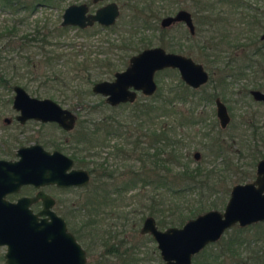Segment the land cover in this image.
<instances>
[{"label":"rangeland","instance_id":"1","mask_svg":"<svg viewBox=\"0 0 264 264\" xmlns=\"http://www.w3.org/2000/svg\"><path fill=\"white\" fill-rule=\"evenodd\" d=\"M37 1L22 0L25 5L31 6L18 9H15L13 5L2 4L0 1V75L6 80V84L11 81L10 85L21 86L30 96L50 98L60 106L74 112L77 124L74 133L68 137V141L72 139V147L77 149L84 147L85 141L80 136L82 134L85 137L89 135L92 124L105 117L115 118V120L121 121L123 125H129L132 131L135 130L140 135H143V130L148 129L147 136L141 139L142 144H140L142 151H146L148 154L160 149V146L156 143H150L153 137L149 135L150 132L148 131L154 130L158 136L157 131L160 128H164L168 133L169 127H172L173 130L169 131L170 134L167 135H171L173 137L171 139H175L177 144L172 145L169 150L174 149V154L178 155L181 164L180 166L170 165V169H173L171 172L177 174L180 171L178 169H181V166L185 164L189 168L200 166L205 171L213 170V175L210 177L212 178L211 181L214 180L217 183V186L215 191L203 200L205 207L211 201L217 205L214 209L222 211L230 186L235 183L253 180L257 159L254 160L252 154L256 153L255 149L258 147L261 154L264 155V143L260 140V135H264V104L253 101L248 94L250 89H259L258 81L262 74L259 65L252 66L251 69L245 71V76L238 79L233 77L224 78L222 73L213 76V68L210 67L204 53L189 47L192 43H195L198 36H195L194 41H189L187 37H184L183 27L175 26L166 31L164 37H169L170 42L174 44V50H180L176 46L179 43L178 47H181V53L188 54L193 60L205 67L210 78L199 89L198 94L207 96L206 98L199 99L197 95H188L186 100L172 102L171 106L174 107L176 114L170 112L166 116L165 113H160L158 108L160 104L157 99L152 101V98H147L139 93L132 104L111 107L104 103L103 97L90 91L93 82L111 80L115 71H120L126 66L128 57L135 53L134 48L129 49L126 47L130 44V39L138 48L140 46L137 40L141 36L151 40V46L157 45L160 38L159 19L163 15L173 14L180 8L193 13L195 6L192 0H179L180 2L177 4L171 3L176 0H152L154 6H151V8L156 11L159 10V14L157 13L155 18L148 20L150 25H148V28L139 29L135 33L129 26L133 24L137 27L142 26L147 21V17L144 12H141L137 20H131L129 19V11L133 4L136 7H141L143 5L141 1L110 0L116 2L119 8V14L114 24L109 27L93 25L85 29L72 26L62 27L59 23L63 9L66 6L81 2L89 3L90 0H51L49 4L42 2L43 0H39V3ZM212 1H217L216 4L220 2L219 0ZM252 2L264 9V0ZM102 3L92 5L89 11ZM216 6H221L226 10L224 3ZM225 26L227 27V24ZM58 27L65 29L57 31ZM237 27L241 28L245 25H238ZM209 32L211 30H206L201 35H211ZM214 36H219V32ZM248 42L249 40L246 38L239 40V43ZM45 55L51 57V59L46 60ZM171 70L164 69L154 74L157 89L164 95L168 87L178 83L177 72ZM216 79H223L226 85L214 87V85H217ZM262 85L263 89L259 90L264 92V84ZM33 92H36V94ZM214 93L218 94L227 107L229 114V122L223 129L219 128L214 116V99L213 97L210 98V95ZM12 95V90H8L6 86L0 83V96L10 97ZM147 101L156 103V110L150 111L148 115L139 113L140 116H131L136 113V111L131 110L132 108H138L140 104ZM177 111L183 114L178 115ZM134 124H140V127L135 128L136 126L133 127ZM28 127L36 131L39 143L47 140L57 141L60 137L59 132L49 125L35 128L31 124ZM88 129H90L89 132ZM99 132L94 137V143L99 144L85 149L87 154H85L84 160L88 162L87 168L103 161L113 169L115 168L116 173H123V171L130 168L129 173L126 171L124 175L121 174L115 178V184L119 182L121 184L133 176L136 177V173H139V178L144 180L154 179L158 173L164 176L162 169L158 172L150 168L151 160L149 162L134 161L133 158L137 157L140 150L133 153L132 146L126 144L124 139L128 132H125L123 136H107L102 131ZM215 140L221 145V150L216 154L214 152V155L209 151V144L215 143ZM68 141L63 145L64 152L66 147L68 148L66 152L73 151L70 150ZM112 144H115V146L119 144L122 150H113ZM148 144L154 148L152 152L149 150ZM195 152L199 154V159L193 158L192 155ZM128 157H131V159ZM160 157H166L165 153L163 152ZM176 174L169 176L174 184L179 183V181L172 178ZM222 181H225V183H221ZM102 183L107 184L109 180L105 179L104 176L97 183L95 175L91 174L87 187L72 189L70 193L66 194V198H69L78 208L81 205L86 209L87 207L90 208L89 200L96 202V200H99L96 195H102L101 192L103 191L94 192L102 187ZM138 184L132 188L131 186H127L128 188L123 187L124 189L120 193L115 194V203L112 207L106 206L99 209L100 214L94 216L93 220L96 217L95 223L98 225V229H101V232H94L92 227L83 229L89 231L91 235L90 238L79 240V242H82L81 246L86 249V264H125L127 260L134 261L136 264L162 263L155 242L149 235L139 234L138 232L143 218L148 213V194L152 193L151 185L141 187ZM226 184H228L227 194L222 195L220 191L224 189ZM154 191L157 193L156 199L160 194V200L163 201L161 208L153 207L154 216H151L154 217V220L157 221L161 218L164 221H171V226H181L187 220L188 201L192 200L193 193L177 198L172 193L165 192L161 186L155 187ZM205 195L207 194H204V197ZM110 196L111 198L114 197V193H111ZM60 197L63 198L64 195H60ZM169 207L174 211V214L170 217H168L171 211L168 210ZM159 209L160 211H158ZM84 213H79L72 218L69 217L68 220L75 222L76 225L82 224L87 218ZM141 216L142 219L138 221L137 225H133V221ZM123 217H128V221H124ZM180 222L182 223L180 224ZM166 224L159 229L169 226ZM112 233L115 234L113 239L110 237ZM93 236H98V238L95 240ZM102 239H105L106 243H102ZM113 246L120 251L124 250L123 255L115 257L114 253L108 251ZM4 249V247H0V264H4L2 257Z\"/></svg>","mask_w":264,"mask_h":264},{"label":"water","instance_id":"2","mask_svg":"<svg viewBox=\"0 0 264 264\" xmlns=\"http://www.w3.org/2000/svg\"><path fill=\"white\" fill-rule=\"evenodd\" d=\"M96 2L98 0H92ZM85 3L70 4L63 9L60 26L83 29L94 22L102 26L113 24L118 14L117 6L108 2L88 13ZM173 21H184L192 30L189 13L178 10L173 16L160 20L161 26ZM264 37V34L262 35ZM163 68L176 69L185 85L197 88L208 77L199 63L190 58L151 47L132 55L127 66L113 74L111 81L101 80L92 84L90 90L104 98L109 106L132 102L136 91L151 95L156 84L153 75ZM13 105L22 117L40 121H55L65 130L73 125L74 115L48 98L30 97L21 87L14 86ZM255 100L264 101V93L251 90ZM219 126L229 121L224 104L214 101ZM19 158L12 162H0V246H4L5 264H85V252L75 238L66 230L65 221L52 212L51 198L37 192L31 198L8 202L4 195L17 190L22 184L41 187L83 186L89 176L83 169L71 168V160L60 152H47L38 146L17 152ZM38 155L37 157H35ZM198 153H193L196 159ZM69 169V171H67ZM41 200L44 216L33 215L28 209L31 201ZM264 221V157L255 164L252 181L230 186L222 211L208 209L187 219L181 226L159 229L152 216H145L139 234H147L155 242L161 264H191L192 257L206 245L219 240L225 230L236 225L240 228Z\"/></svg>","mask_w":264,"mask_h":264},{"label":"flooded vegetation","instance_id":"3","mask_svg":"<svg viewBox=\"0 0 264 264\" xmlns=\"http://www.w3.org/2000/svg\"><path fill=\"white\" fill-rule=\"evenodd\" d=\"M0 1L2 4H5V5H8L6 3L11 2L10 5H13V7L15 6V9H18L20 7H26V8L28 7L29 8L31 6V5L30 6L25 5L22 2V0H0ZM38 1H37V3H39ZM50 1L51 0H43L42 2L49 4ZM137 1L138 2L141 1L143 3V5H141V7L140 6L136 7L133 4L132 7H130L129 19L137 20L139 13L144 12L146 14V17H147V21H146L147 23L145 22L144 25L138 26V27L135 26L134 24L129 26L134 33L136 31H138L139 29L148 28V25H149L148 20L155 18L157 13L159 14V10L156 11V10L151 8V6H154L152 0H137ZM219 1L220 2L218 4L224 3V7H226V10L223 9V7H221V6H216V5H218V4H216L217 1H212V0H192L193 4L195 6L193 13H190L189 11H187L186 9H183V8L178 9V10H185L189 13V18H190L191 27H192L191 31H190L189 27L185 24L184 21H173V22H170L168 25L161 26L160 20L166 16H173L178 11V10H176L173 14L163 15L159 19V22H158V26H159L158 28L159 29L158 30H159L160 38L158 39L159 41H158L157 45L151 46V44H150L151 40H148L144 36L143 37L141 36V37H138V40H137L138 44L140 46L139 48L135 47V44L131 39L129 42L130 44L128 46L126 45V47L129 49L134 48L133 50H135V53L132 55H135L138 52H140L141 50L146 49V48L160 47L165 52L179 54V55L190 58L195 63H198L197 61L193 60L188 54L181 53L182 52V51H180L181 47H178L179 46L178 42H177L178 44L176 46H177V49L180 48V50H179L180 52L178 50H174V48H175L174 44H172L170 42L169 37H164L166 34V31H169L172 27L181 26V27H183V29L185 31L184 37H187L189 39V41H194L195 36L196 35L198 36V39L197 40L195 39V43L194 44L192 43V45H190L189 47L197 49V50L202 51L204 53V56H206V58L210 64V67L213 68V70H212L213 76L216 75L217 73H222L224 78L233 77L234 79H238V78H242L243 76L246 75L245 74L246 70L251 69L252 66L259 65L261 67L260 69L262 70V74H261L260 79L258 81V88L263 89L262 84H264V80H263L264 37L262 35L264 34V9H262L258 5H255L252 2L255 0H219ZM102 2H104V3H102ZM108 2H113L116 4V2L110 1V0H98L96 2H93L92 0H90L89 3L88 2L87 3L81 2V3H85L87 5V8H88L87 12L88 13H93V11L96 8L103 6ZM179 2H180L179 0H176V1H172L171 3L177 4ZM98 3H102V4L97 6V7H94V9L92 11H89V8L92 7V5H94V4L96 5ZM116 6H117L118 14H119L118 5L116 4ZM118 14L115 17L114 22L116 21ZM114 22H113V24H114ZM231 22H234V23H231ZM225 24H227V27L225 26ZM93 25H99V24L94 22L91 26H93ZM238 25H242V26L245 25V27L239 28V27H237ZM91 26H87L85 28H88ZM99 26L109 27V26H102V25H99ZM62 27H65V26H62ZM85 28H83V29H85ZM236 28H238V29H236ZM220 29H222L223 31L222 30L219 31ZM206 30H211V32H209V34H211V35H208V36H204L207 34L201 35L202 32H204ZM254 31H256V32H254ZM218 32H219V36H214V35L218 34ZM242 38L248 39L249 42L248 43H239V40ZM224 42H225V44H224ZM221 45H224V46H221ZM119 48H121V47H119ZM173 51H176V52H173ZM132 55H130L128 57V60ZM128 60H127V64H128ZM127 64H126V66H127ZM200 65L206 71L205 67L202 64H200ZM124 68L122 70H124ZM164 69L171 70L172 68H163L161 70H164ZM122 70H120V71H122ZM161 70H158V71H161ZM172 70H175L177 72L176 69H172ZM120 71H115V72H120ZM206 73H207V77H208L207 81L204 84L198 86L197 88H191V87L185 85L184 82L179 78V75H178L177 81H178V83H181L183 86H186L189 90H194V91L198 90L199 91V89L201 87H203L209 81L210 76H209L207 71H206ZM113 74H112V79H113ZM153 79H154V75H153ZM111 80H108V81H111ZM216 80H217V85H214V87H218L219 85L222 86L223 84L226 85L224 83L223 79L222 80L216 79ZM95 82H98V81H95ZM95 82H93V83H95ZM154 82H155V80H154ZM155 84H156V82H155ZM14 86H19V85L13 84V85H10L9 88L6 87L8 90L9 89L12 90V92H13L12 96H10V97L0 96V162L16 161L19 158V156L17 154L18 151H20L22 149H29V148H33L35 146H38L47 152H53V151L60 152L66 158L71 160V164H72L71 168L73 167L75 169L85 170L86 173L88 174L89 180H90L92 173L89 172V169L87 168L88 162H86L84 160V156H85V154H87V153H85V150H84L86 144L84 147H79L77 149V148L72 147V139H69V141H68V137L74 133L75 127L77 124V120H76V116H75L74 112H72L71 110H69L65 107L60 106L56 102L60 107L69 110L74 115L73 125L69 130H65L64 128L59 126L55 121H40V120L34 119V118H24V117H22L20 110L17 109L13 105V103H14L13 87ZM19 87H21V86H19ZM156 89H157V84H156ZM156 89L153 93L156 92ZM259 89H255V88L250 89L248 91V94L252 98L253 101L260 102V103L264 104V101L255 100L250 94L251 90H258V91L262 92ZM138 93L141 94L139 91H136V96ZM153 93L149 96H145L143 94H141V95L148 98V97H151L153 95ZM262 93H264V92H262ZM95 95H98V94H95ZM30 97H34L37 99H43V98H38L37 96H30ZM48 99H50V98H48ZM135 99H136V97H135ZM135 99L132 102L119 103V104H117L115 106H111V107H118L119 105L121 106V105H125V104H132L135 101ZM213 99H214V101L216 99L221 101L218 94H216V93L213 94ZM50 100H52V99H50ZM103 100H104V98H103ZM104 103H105V101H104ZM224 106H225V104H224ZM225 108H226L227 115L229 117L227 107L225 106ZM214 116H215L217 123H218V119L216 117L215 105H214ZM31 124H33L35 128H38L39 126L43 127L45 125L52 126L54 129H56L59 132L60 137L57 139V141L47 140V141H43V143H39L37 141L38 134H36V131L33 128L30 129L28 127ZM227 124H226V126H227ZM218 126H219V123H218ZM225 127H223V128H225ZM219 128H221V127L219 126ZM223 128H221V129H223ZM117 133H115V135H118ZM137 135H139V137L136 138L137 141L139 142L138 143L139 148H137L138 151H136V152H139V150H140V153L138 154L139 156L137 155V157H134L133 159H134V161H137V162H146V161L149 162L150 156L152 153L148 154L146 151H142V147H140V144H142L141 139H143V136H142V134L141 135L137 134ZM82 139H84V141L86 143V137H84ZM67 141H68V145L70 147V150L72 149L73 151L66 152L68 149L66 147L65 152H64L63 145ZM148 145H149V150H151V152H152L154 148H152L150 144H148ZM118 146H119V144L116 145V147H118ZM255 150H258V147ZM156 151H160V149L154 150V152H156ZM136 152H133V153H136ZM142 155L147 156L148 159L145 158L146 160H143ZM37 156L38 155H36L35 157H37ZM263 157L258 158L257 161ZM128 158L131 159V157H128ZM196 159H199V155ZM67 171H69V169H67ZM254 171H255V167H254ZM89 180H88L87 184L83 185V186H57L55 184H46V185L41 186V187H34L31 184H22L17 188V190L5 194L3 199L8 201V202H16L20 198L31 199L36 195L37 192H43V193L47 194L52 200L51 206L49 208L50 212H52L53 214H55L59 217H63V219L65 218L64 221H65V225H66V230L68 232H70V234L75 238V240L81 246L82 242H79V240L81 241V239H83V238L87 239V238L91 237L90 232L87 230H83L84 228L92 227V228H94L93 229L94 232H98V231L101 232V229H98V225L95 222L94 223H88V220H90V219L93 220L91 214H89V209L81 208V207L78 208L76 205H74L70 201L69 198H66V194L70 193V191L72 189L76 190V189H81L83 187H87ZM60 195H64V197L62 198V197H60ZM28 209L30 210L31 214H33V215L44 216L47 213L42 208V203H41L40 199H37L35 201H31L28 205ZM79 213L80 214L84 213L87 217V218H85V220L82 224L76 225L75 222H70L68 220L69 217L72 218L73 216H76ZM94 221H96V217H95ZM95 227H97V228L95 229ZM114 235L115 234H113V233L110 235L111 239H113ZM96 238H98V236H93V239L96 240ZM101 242L106 243V240L102 239ZM0 247H4V246H0ZM81 248L85 252V258H86V262H87L86 249L83 248L82 246H81ZM2 257H3V255H2ZM3 261H4V258H3ZM86 262H85V264H86Z\"/></svg>","mask_w":264,"mask_h":264},{"label":"trees","instance_id":"4","mask_svg":"<svg viewBox=\"0 0 264 264\" xmlns=\"http://www.w3.org/2000/svg\"><path fill=\"white\" fill-rule=\"evenodd\" d=\"M6 4L10 5L11 2ZM62 29L65 28L58 27L57 31H62ZM49 58L51 59V57L48 56L45 57L46 60H48ZM10 82L6 84V80L2 77V75H0V83L2 85L9 88ZM33 93L36 94V92ZM188 95H192V96L197 95L199 96V99L207 97L198 94V90L197 91L189 90L186 86H183L181 83H177V85H172L171 87H168L165 95L164 93L158 91L157 89V91L153 93V95L150 98H152V101H155V99H157V101L160 104L158 105L160 113H165L166 116H168L170 112H173L172 114L174 115L176 114V112L173 109L174 107L171 106L172 102H176L177 100H186ZM211 97H213V95H210V98ZM152 101H147L143 104H140L138 108L137 107L132 108L131 110L133 112L136 111V113H133L131 116L133 117L140 116L141 114L148 115L150 114V111L156 110V105H155L156 103H151ZM177 113L178 115L183 114L182 112H178V111ZM134 126H136L135 128H138L140 127V124H134L133 127ZM89 130L90 129H88V132ZM147 130L148 129L142 131L143 137L147 136L148 134ZM172 130L173 128L169 127V131ZM99 131H102L103 134L107 136H115V133L117 132L119 136H123L125 132H128V135H126L124 139L126 141V144L132 146L133 152L138 151L137 148H139L138 147L139 142L136 139L139 137V135H137L138 132H136L135 130L132 131L129 125L127 126L123 125L121 121H117L115 120V118L113 119L111 117H105L103 119L101 118L98 120L97 123L92 124V129L89 132L90 134L86 136L87 145L85 146L84 150L94 147L95 144H99V143H94L95 142L94 137L95 135L100 133ZM169 131L167 133L164 128H160L157 131L158 136L154 130L148 131L150 132L149 135L153 137L150 143H156L157 145L160 146V151H156L152 153L150 156V160H151L150 168L153 171L156 170L158 172H160V170L162 169L164 176H161V173H158L156 174L157 175L156 178L154 179L150 178L149 180L147 179L144 180L143 178H139L140 176L139 173H136V177L133 176L132 178L128 179L127 181L121 184L120 182L118 184H115V178L117 176L119 177L121 174L124 175L126 171L127 173H129L131 171L130 168L123 171V173L121 172L116 173L115 168L113 169L110 165L104 162H100L98 164H95L93 167L88 168L89 172L95 175L97 183L104 176L105 179L109 180V183L107 184L102 183V187L98 188L97 186L99 190L94 191L97 193L103 191L101 192L102 194L101 196H99V194L96 195L98 196L99 200L98 201L96 200V202H92V200H89L90 208L87 207V209H89V214H91L92 219L94 216L99 215L100 208L106 206H110V207L113 206V204L115 203V194L120 193L121 190L124 189L123 187L131 186L132 188L133 186L137 185V183H139L138 185H141V187L151 185L152 193L150 192L148 194V197L146 195L148 199L147 205L149 204V206L147 207L148 210L147 215L149 216L151 215L154 216V211H152L153 207L156 208L157 206L161 208V205L163 204V201L160 200L161 195L159 194L158 199H156L157 193L154 191L155 187H160V186L164 188L165 192L172 193L177 198L185 197V195H189L190 193H193L194 198L192 197V200L188 201L189 206L187 209L188 215L186 219L193 217L199 213H202L203 211H206L208 209L216 208L217 205L214 204V202L210 201L207 207L204 206V202H203L205 198H208V196H210L212 192L215 191V188L217 186V183H215L214 180L211 181L212 178L210 176L213 175L212 169L205 171L200 166L189 168L185 164L181 166V169H178L180 171L177 174L171 172L173 169H170L169 167L170 165L172 166L175 164L180 166L181 163L177 157L178 155L174 154V149L171 148L169 150V148L172 147V145L174 146V144L175 145L177 144L175 139H171L173 138L171 135H167L170 134ZM80 137L84 138L85 135L82 134ZM260 140L261 142L264 143V135H260ZM112 149L122 150L120 146L116 147L115 144H112ZM220 150H221V145H219L217 141L215 143L209 144V151L212 154H214V152L216 154ZM255 151L256 153L252 154L254 160L264 156L263 154H261V151L259 149ZM163 152L165 153L166 157L161 158L160 154H162ZM145 158L148 159L147 156L142 155V159L146 160ZM175 174H176L175 176L176 178L175 177L172 178L175 179L176 181H179V183L176 182V184H174L173 180L169 179V176ZM221 183H225V181H222ZM227 190H228V184H226L224 189L220 191V194L222 195L227 194ZM111 193H114V197L112 198L110 196ZM204 194L207 195H205L204 197ZM81 208L84 207L81 205ZM168 210L170 211L171 208L169 207ZM158 211H160V209ZM173 214L174 211L171 210L169 212L168 217L172 216ZM117 218H122V217H117ZM123 219L124 221H128V217H123ZM141 219L142 216L134 220L133 225L134 224L137 225L138 221ZM94 222L96 221L91 219L88 220V223H94ZM130 223L132 224L131 219H130ZM165 223H167L166 225L169 226L172 225L170 224L171 221L169 220L164 221V219L161 218L155 221V224L157 225L158 228L165 226ZM181 223L182 222H180V224ZM108 251L114 253L115 257H120L123 255L124 250L120 251L118 250L117 247L115 248L112 247L111 249H108ZM192 261H193L192 264H264V221L257 222L242 228L236 225L232 226L231 228L224 231V233L222 234V236L219 238L218 241L206 245L200 252L194 255L192 257ZM125 264H136V263L134 261L132 262L131 260H127Z\"/></svg>","mask_w":264,"mask_h":264}]
</instances>
